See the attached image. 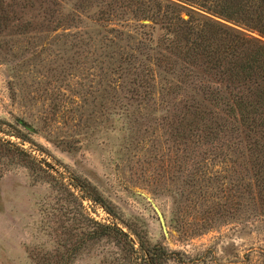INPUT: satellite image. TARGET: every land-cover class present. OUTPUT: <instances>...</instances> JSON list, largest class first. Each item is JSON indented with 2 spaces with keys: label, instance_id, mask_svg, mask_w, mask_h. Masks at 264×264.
<instances>
[{
  "label": "rangeland",
  "instance_id": "obj_1",
  "mask_svg": "<svg viewBox=\"0 0 264 264\" xmlns=\"http://www.w3.org/2000/svg\"><path fill=\"white\" fill-rule=\"evenodd\" d=\"M217 2L0 0V264H144L141 242L162 264H264L246 129L183 76L156 5L264 41Z\"/></svg>",
  "mask_w": 264,
  "mask_h": 264
},
{
  "label": "trees",
  "instance_id": "obj_2",
  "mask_svg": "<svg viewBox=\"0 0 264 264\" xmlns=\"http://www.w3.org/2000/svg\"><path fill=\"white\" fill-rule=\"evenodd\" d=\"M217 1L218 7L213 12L229 20L241 18L247 27L264 36V0ZM156 5L167 27L164 39L171 36L167 39L169 52L185 63L181 68L183 76L199 72L198 80L216 82L220 89L208 90L211 98L222 100L224 93L228 115L246 129L254 184L261 193L264 190V41L190 8L182 10L175 3ZM183 13L187 18L182 17ZM89 194L93 200L102 202L94 192ZM103 227L117 232L120 239L117 240L123 245L133 247L126 233L107 225ZM140 248L144 264H162L168 259L163 247L145 246L141 242Z\"/></svg>",
  "mask_w": 264,
  "mask_h": 264
},
{
  "label": "water",
  "instance_id": "obj_3",
  "mask_svg": "<svg viewBox=\"0 0 264 264\" xmlns=\"http://www.w3.org/2000/svg\"><path fill=\"white\" fill-rule=\"evenodd\" d=\"M147 199L150 201V203L152 204L153 208L155 209V211H156V213L158 215L161 227H162L163 231L166 233L165 221H164L163 215L159 211L157 205L150 198H147Z\"/></svg>",
  "mask_w": 264,
  "mask_h": 264
}]
</instances>
